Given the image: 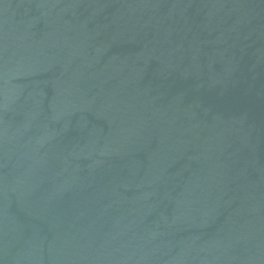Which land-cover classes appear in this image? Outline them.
I'll return each mask as SVG.
<instances>
[{"label": "water", "instance_id": "obj_1", "mask_svg": "<svg viewBox=\"0 0 264 264\" xmlns=\"http://www.w3.org/2000/svg\"><path fill=\"white\" fill-rule=\"evenodd\" d=\"M0 264H264V0H0Z\"/></svg>", "mask_w": 264, "mask_h": 264}]
</instances>
